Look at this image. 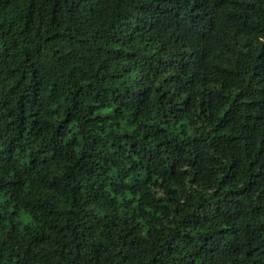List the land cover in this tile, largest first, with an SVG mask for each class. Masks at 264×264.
Segmentation results:
<instances>
[{"label": "trees", "instance_id": "trees-1", "mask_svg": "<svg viewBox=\"0 0 264 264\" xmlns=\"http://www.w3.org/2000/svg\"><path fill=\"white\" fill-rule=\"evenodd\" d=\"M0 264H264V0H0Z\"/></svg>", "mask_w": 264, "mask_h": 264}]
</instances>
